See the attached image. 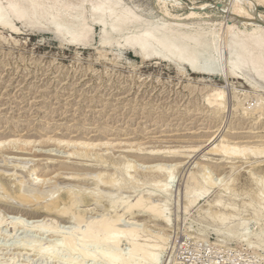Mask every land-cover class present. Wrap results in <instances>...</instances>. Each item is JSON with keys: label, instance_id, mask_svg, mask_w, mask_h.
I'll return each mask as SVG.
<instances>
[{"label": "rangeland", "instance_id": "obj_1", "mask_svg": "<svg viewBox=\"0 0 264 264\" xmlns=\"http://www.w3.org/2000/svg\"><path fill=\"white\" fill-rule=\"evenodd\" d=\"M121 1L145 20L158 19L156 0ZM181 1L182 5H171L170 2H166L165 5L173 14L182 17L188 15L195 6L206 4L205 9L198 11L196 18L205 22L202 26L206 30L219 31L217 42L220 41L218 54L222 70L218 73L194 71L184 63L175 64L157 57L142 61L141 56L124 45L122 40L119 45L113 43L101 46L98 43L101 24L98 22H89L91 31L88 36L90 42L87 45H74L66 40L57 39L50 30L25 27L21 23H17L19 28L17 33L0 28V36L6 38L0 39V140H7L8 143L13 139L11 141L16 143L13 146L9 141L7 151L0 153V171L5 172L0 179L12 196L8 204L13 203L11 201L17 197L19 188L17 180H22L30 188L31 183L28 181L33 176L29 175L28 170L37 165L39 170L46 174V178H52L49 185L40 187H43V192L55 191L56 187L62 189L53 196L60 193L65 195L63 189L70 183L85 186L88 190L99 188L100 191L103 190L104 195L100 199L102 205L79 207L88 210L85 212V216L87 215L85 220H90L101 216L107 218L117 212L122 214V207H111L109 200L116 197L119 201L121 199L133 203L140 195L146 193V189L152 188L153 179L160 177L158 174L148 175L144 181L138 182V187L134 189L127 184L115 190L108 185L99 184L96 187V181L92 180L90 175L99 172L112 174V171H115L113 167L131 163L138 166L139 171L135 173V177L141 179L144 176L141 171L147 169H142L143 167L154 161L164 163L166 169L173 168L175 174L169 184L170 195L165 206L170 219L167 227H164V223L149 218L147 213L142 211H136L132 218L125 214L123 216L125 223L124 220L121 222L124 226L127 223V226L132 223L143 224L145 233L151 236L162 233L168 236L161 264H264V248L259 245L260 239L264 240V235L257 238L239 235L225 239L218 236L211 225L207 226L203 217L204 210L215 194L201 198L187 210L188 212L184 209V188L189 173H197L205 168L213 179L218 178L216 182L223 176L226 177L223 179L228 180L226 184L233 179L234 182L229 184L230 191L236 194L234 200L238 202L239 208L235 222L246 220L251 231L264 225L262 224L264 217L259 222L251 219L252 210L246 205L252 199H259L255 195L258 186L252 179L253 174L264 175V157L258 159L263 162L252 163L255 159L252 156L245 158L239 155L212 154L208 151L213 135L217 136L215 142L222 138L231 142L253 141L257 138L264 141V115H260L261 111L243 114L247 111L237 107L231 98V91L235 88L234 91L241 98L248 96L244 103L250 108L259 99L264 102V86L260 83L252 87L245 79L229 76L225 63L227 49L222 44L226 35L224 25L228 7L234 10V20H237L242 16H252L249 15L250 12L264 14V5L256 0ZM221 5L226 6L225 11H221ZM137 21L135 19L131 24ZM189 26L195 27L193 24ZM240 28L256 33L260 25L255 23ZM218 33L221 36L218 37ZM112 36L114 39L118 38L115 33H112ZM216 87L224 88L226 98L224 109L213 115L208 111L209 107L202 96ZM256 96H259V99ZM70 139L72 142L83 140L94 144L97 142L96 146L90 147L92 148L90 152L99 154V159L94 158L95 155H92L91 160L68 156L67 151L83 150L77 144L67 146L65 142ZM26 141L30 143L26 145ZM172 147L180 152L175 157L159 160L148 155L153 148L167 150ZM1 158H6L8 162L2 164ZM48 159L52 162L47 163ZM17 163L19 165L14 167ZM71 173L80 174L78 175L80 177L67 180L66 177ZM116 177L120 179L119 175ZM223 179L218 182L219 185L225 184L223 183L225 180L222 182ZM222 185L218 186L220 190ZM222 195L223 200H227L228 193L222 192ZM155 198L151 199L153 203L158 200V197ZM86 201L89 202V199ZM7 205L0 203V217L7 218L0 224V264L5 262L63 264L55 258L44 259L35 255L33 251H28V248L18 249L14 245V241L25 236L39 239L37 243L42 246L59 240L60 236L49 232L43 234L36 231L24 232L17 227L13 229L9 223L14 217L11 211L13 208ZM15 211L21 214L20 219L33 213L23 205ZM36 214L40 216L36 218L39 222L51 221L59 226L69 225L64 224V221L54 213ZM200 228H204L203 234L197 233ZM121 248L126 249L125 241L122 242ZM67 254L63 251L59 258L65 259ZM83 264L92 263L84 260Z\"/></svg>", "mask_w": 264, "mask_h": 264}, {"label": "bare ground", "instance_id": "obj_2", "mask_svg": "<svg viewBox=\"0 0 264 264\" xmlns=\"http://www.w3.org/2000/svg\"><path fill=\"white\" fill-rule=\"evenodd\" d=\"M256 1L264 5V0ZM166 2H170L171 5L183 4L181 0H156L158 6V19L156 21H152L145 20L138 16L136 12L123 5L121 0H0V28H6L11 33H17L19 31L17 23H21L25 27L37 29L45 28L50 30L54 34V37H57V39L66 40L68 43H72L74 45H87L90 42L88 36L91 31V23L89 22H98L101 24L98 39V43L101 46L113 43L119 45L122 40L124 45H127L134 51V53L141 56L139 57L142 58V61L150 59L151 57H157L166 62H174L175 64L184 63L190 66L194 71L215 74L218 73L219 70H222L220 69L221 65H219L220 54H218V44L220 41L217 42V32L219 31L216 32L215 29L206 30L202 26L205 22L196 18L198 11L203 8L205 9L206 4L204 3L195 6L190 10L188 15L180 17L173 14L171 10L166 7ZM220 9L221 11H225L226 6L222 7L221 5ZM233 14L234 10L231 7H228L226 21L224 20L225 25L222 24L226 29H224L226 35L222 44L225 46L223 47L227 49L225 63H227L226 67L228 74L229 76H233L235 78L240 77L245 79L252 87H256V85H259L260 83L264 86V14L250 12L249 15L252 16H242L237 18V20H234L235 18ZM135 19L138 21L131 24ZM255 23H259L260 25V29L256 33H251L245 30V28H240V26L254 25ZM189 24H193L195 27L193 28V26H189ZM112 33L118 35V38L115 37L114 39ZM219 35L220 34L218 33V37ZM1 38L3 37L0 36V39ZM234 89L231 91V98L235 101L237 107H242V109L247 111L243 112V114H249L250 112L252 113L253 111L258 110L261 111L260 115H264V102L260 101L258 98L259 96H256L259 100L248 108L249 106L247 107L244 103L247 99L246 97L248 96L246 95L241 98V96L235 92ZM202 98L207 102L209 107L208 111H211L213 115L219 113L225 107L226 94L223 87H216L207 91ZM216 137L217 136L214 135L211 136L212 139L210 141L212 142L209 141L211 147L208 151L212 154L222 153L223 155L231 156L239 155L245 156V158L246 156H252L255 158L252 163L262 161L258 159L264 157V144L261 143L264 142L261 141V138L263 137L260 138L261 140H257L258 138H255L256 140L253 139V141L241 142H231L228 139L222 138L221 140L215 142ZM11 140L13 141V139ZM11 140L9 141L10 143H13L12 145L14 146L16 143ZM6 142L7 140H0V153L7 151V147L9 145L7 146L8 143ZM77 142H72L71 139L65 142L67 146L77 144L81 149H83L80 152L75 150H72L71 152L67 151L68 156H72L74 158L77 156L87 160L93 157L92 155H95L94 158L99 159L100 155L91 153L92 148L90 149V147L96 146L97 142L95 144L93 142H84V140L82 142ZM21 143L23 144V142H20V144ZM28 143L30 142L28 141ZM28 143L26 141V145ZM250 143H254V145ZM198 146L199 145H197L196 148ZM154 149L155 148H153V150ZM153 150L149 151L150 153L148 155L159 160L166 157H175L180 153L179 150L173 149V147L172 149L168 148L167 150H164V148L162 150ZM135 161L134 163H136ZM1 162L2 164H5L8 161L6 158H1ZM51 162L52 161L49 160L47 163ZM19 163L15 164L14 167L18 166ZM139 164L141 163H138V165ZM165 166L166 164L164 165V163L155 161L154 163L148 164L145 168H142L147 169L145 171H141L144 175L141 179H137L135 177V173L139 171L138 166L131 163H125L122 166H112L115 170L114 172L112 171V174L99 172L96 174L93 173L92 176L90 175L91 179L96 181V187L99 186V184L105 186L108 185L115 190L122 186L125 187L127 184H130L129 187L134 189L138 187V182L140 183L141 180L144 181L148 175H160L158 179L152 180V188L146 189V193L144 192V194L140 195L133 203H127L126 201H121V199L119 201L116 197L109 200L111 207H122V214L117 212L118 214L114 213L107 218H105L106 216H104V218L101 216V218L93 217L95 219L92 218L90 220H85L87 216H85V212L88 210L83 207L80 209L79 207L92 204H96L97 206L102 205L100 199H102V196L104 195H102L103 190L100 191L99 188L88 190L85 186L70 185V183L67 187H64L65 189H63L65 195L60 193L53 196L55 192L62 189L56 187L57 189H55V191L43 192V187H40L45 186L46 184L49 185V180L52 178H46V174L39 170L40 168L37 165L36 167L28 170L29 175L33 176L32 178L30 177L31 180L28 181L31 183L30 185L28 184L30 188L26 186L27 184L25 185L22 180H17L19 182L17 195L15 194L17 197L13 198L11 201L13 203L8 204L10 199H12V196L8 193V187L0 179V203L5 205L8 204L13 208L11 209L10 207L14 217H12L13 219L9 222L11 223L13 229L17 227L23 229L24 232L36 231L42 234L49 232L52 234H59L60 236L59 240L51 241L42 246L40 243H37L39 242V239H30L28 236L26 237L24 235L25 237L14 241V245H16L18 249L19 247H23L25 249L28 248V251L31 250L35 255L44 257V259L55 258L63 264H83L84 260L91 262L92 264L97 262H101L102 264H161L162 254L166 248L168 236L163 233L151 236L145 233L146 229L143 227V224L129 223L130 226H127V223L124 226L121 222L124 220L125 217L123 216L125 214L132 218L136 211H142L147 213L149 218L155 221H160L161 223H164V227H167L170 219L167 214L168 212L165 211V206L170 195L169 184L175 174L173 168L166 169ZM206 170L208 171V169L204 168V170L197 173H189L186 181L187 184L184 188L185 211L191 209V207L198 203L201 198L204 199L206 196L215 194L213 199L210 202L208 201V207L206 209L203 208L205 209V215L203 217L206 219L205 221L207 226L211 225L212 229H214L218 236L225 238L243 235L246 237L254 236L257 238L260 237V235H264V225H260L257 230L251 231L248 228L246 220L242 219L241 221L235 222V218L239 213V208L237 206L238 202L236 203L234 200L236 198V194L230 191L231 185L229 184L232 183L233 179L226 184V181H228L225 180L226 177L220 176L221 179L225 178L222 180V182L225 180V182H223L225 183L223 184L225 186L220 184L222 185V189L220 190V188H218V186H220L218 182L221 179L216 182L218 178L216 180L213 179V176L210 175L211 173L209 174ZM4 173L5 172L1 170L0 177ZM78 175L80 174L71 173L66 178L67 180L75 179L80 177ZM117 175L120 176V179L116 177ZM253 175L254 179L252 180L258 186L255 195L258 196L259 199H252L246 205L252 210L251 219L259 222V220L264 217V175ZM140 186H142V184ZM222 192L228 193L227 200H223ZM155 197H158V200H155V203H153L154 201L151 199ZM87 199H89V202L86 201ZM14 203L16 205H14ZM20 205H23L24 207L26 206L33 213L26 217L24 216V219H20L19 217L21 214L16 213L15 211L16 208H20ZM101 208H103V206H101ZM37 212L54 213L55 216L64 221V224L69 225L59 226L51 221L49 223L39 222V219H36L40 217L37 216ZM198 215L199 214H197V216ZM6 219L7 218H3V216L0 217V224L4 223ZM203 231L204 228H200L197 233L203 234ZM260 240L259 245L264 248V240ZM123 241L126 242V249L124 250L121 248ZM253 244L254 243H252V245ZM63 251L68 253L67 257L65 259H60L59 254ZM7 264L16 263L10 262Z\"/></svg>", "mask_w": 264, "mask_h": 264}]
</instances>
